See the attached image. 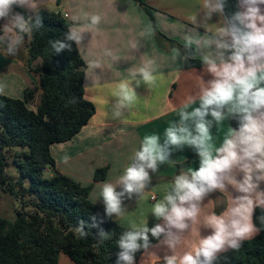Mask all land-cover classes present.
<instances>
[{
	"label": "crops",
	"instance_id": "1",
	"mask_svg": "<svg viewBox=\"0 0 264 264\" xmlns=\"http://www.w3.org/2000/svg\"><path fill=\"white\" fill-rule=\"evenodd\" d=\"M145 4L141 5L138 0H29L28 4L20 7L29 18L39 10L58 11L67 15L71 29L75 28L81 34L77 46L86 64L85 98L95 105L96 111L75 137L67 142L52 144L50 150L56 170L84 187L91 186L90 199L103 208V184L111 183L117 192H122L119 178L128 166L136 163L134 153L139 150L144 137L155 134L163 143L170 123L179 122L180 109L190 99H194L195 103L187 110L198 107L201 89L213 79L203 63L200 67H186L184 49L189 47L185 46V37H211L219 26H227L225 15L219 12H213L211 19L205 21L207 10L203 7L204 0H145ZM260 7L264 9V5ZM12 13L18 12L12 8ZM93 15L100 16L98 24H92ZM205 22L207 28L203 26ZM6 23L7 20L0 19V36H5L2 29ZM29 45V33L24 34L14 54L7 51L6 36L0 42V92L11 98L23 99L29 86L39 84L29 68ZM190 49L194 50L192 58L200 61L205 54H215V45L199 49L192 45ZM230 54L225 52V56ZM141 68L150 71L154 83L149 85L144 82ZM122 83H128L136 94L130 107H122L119 103L117 93ZM31 108L35 109V105ZM116 112L121 115L115 116ZM233 117L228 116L221 125L210 129V143L214 148L222 144L229 129H239L233 127ZM188 123L192 127L191 122ZM170 160L172 163L158 164L155 173L148 169L150 181L142 192L124 193L121 214L112 215L120 226L129 229L146 226L151 229L161 224L166 227V221L152 213L154 205L163 201L174 186L177 175L187 174L189 169L197 170L200 166L196 150L187 144L180 149L173 148ZM104 167H108L106 178L95 182V172ZM48 173L53 175L51 171ZM232 175L236 181L243 178L238 169H234ZM257 183L253 200L258 206L254 207V211L257 207L264 209V205L259 204V200L264 199V180ZM225 185L224 191L217 189L203 199L195 222L188 221V229L183 232L171 229L180 238L174 249L168 247L165 235L138 260H134V264H165L166 256L175 255L179 259L186 252H193L200 239L213 231L207 225L209 218L225 212L233 206L235 198L243 195L234 182L225 181ZM153 196L155 199H152ZM258 233L245 240L256 237ZM59 264L74 263L61 254Z\"/></svg>",
	"mask_w": 264,
	"mask_h": 264
},
{
	"label": "clouds",
	"instance_id": "2",
	"mask_svg": "<svg viewBox=\"0 0 264 264\" xmlns=\"http://www.w3.org/2000/svg\"><path fill=\"white\" fill-rule=\"evenodd\" d=\"M226 2L204 0L203 7L207 10L205 21L211 19L213 12L223 16ZM28 3L29 0H0V19L8 21L2 30L7 37V51L10 54H14L23 41V34L31 31L30 19L26 20L20 13L13 14L12 8ZM261 5H264V0H238V10L227 18V26H219L213 36L185 37V46L189 48L192 45H196L197 49L215 45L214 55L205 54L201 57L213 79L201 89L199 106L188 111L195 103L194 99H190L180 109V120L170 123L165 130L163 143L155 134L144 137L139 150L134 153L136 163L128 166L119 178V183L123 185L122 192H117L111 183L103 184L101 196L106 214L119 216L124 193L142 192L150 181L148 169L155 173L158 164L172 163L170 156L173 148L180 149L187 144L200 157L199 168L177 175L174 186L163 201L154 205L152 213L157 218H163L166 227L156 224L151 229L145 226L126 232L118 242L122 251L117 264L121 261L134 264V253L149 247V233L153 238L165 234L168 247L174 249L180 238L171 229L179 232L188 229V221L195 222L203 199L217 189L224 191L225 181L234 182L236 189L243 195L235 198L233 206L225 212L209 218L207 225L213 231L200 239L193 252H186L179 259L175 255L166 256L165 264H213L218 253L227 249L239 250L245 239L260 230L254 225L252 214L254 207L258 206L253 200L257 182L264 180V9ZM100 19V16L93 15L92 24H98ZM195 19L193 17V22ZM203 26L207 28V23ZM5 36H0V42L5 40ZM81 38L75 28L69 30L68 40L79 44ZM65 47L69 46L61 42L53 44L56 52ZM225 52L231 54L225 56ZM140 73L144 82L149 85L154 83V77L148 69L141 68ZM117 95L122 107H130L136 98L128 83L120 85ZM120 115V112L115 113L117 117ZM228 116L239 118V129H229L222 144L214 148L210 143V129L221 125ZM234 169L243 173L241 181H236L232 175ZM259 204L264 205V199H260ZM261 221L264 223V216ZM77 231L82 238L87 235L83 231V221ZM99 236L103 240L106 233L101 230Z\"/></svg>",
	"mask_w": 264,
	"mask_h": 264
},
{
	"label": "trees",
	"instance_id": "3",
	"mask_svg": "<svg viewBox=\"0 0 264 264\" xmlns=\"http://www.w3.org/2000/svg\"><path fill=\"white\" fill-rule=\"evenodd\" d=\"M138 1L146 5L145 0ZM237 4L238 0H227L226 20L238 10ZM13 9L30 19L29 68L39 84L29 86L23 99L0 92V196L7 194L20 203L14 220L0 214V264H59L61 254L74 264H117L122 251L119 240L126 232L139 229L120 226L105 208L92 202L91 186L60 174L50 150L52 144L75 137L96 111L85 98V61L77 43L67 39L71 25L58 11L39 10L29 18L19 6ZM56 42L69 47L56 52ZM184 50L187 68L202 65L192 58L193 49ZM232 125L239 128L238 117H233ZM9 157L17 165V179L6 174ZM107 170L98 169L94 181H103ZM48 171L53 175L46 177ZM26 180L29 186H25ZM262 216L264 209L255 208L253 223L260 229L256 237L244 240L239 250L219 254L213 264H264ZM81 221L87 234L83 238L77 231ZM101 230L106 233L103 240ZM164 237L153 238L149 233L147 249ZM147 249L135 252L134 260Z\"/></svg>",
	"mask_w": 264,
	"mask_h": 264
},
{
	"label": "rangeland",
	"instance_id": "4",
	"mask_svg": "<svg viewBox=\"0 0 264 264\" xmlns=\"http://www.w3.org/2000/svg\"><path fill=\"white\" fill-rule=\"evenodd\" d=\"M13 154V153H11ZM12 157L8 159V167L6 168V174L14 179L19 178V172L16 163ZM51 174L47 173L46 177H50ZM29 181H25V186H29ZM19 202L12 199L7 194H2L0 196V214L9 220L15 219V209L19 208Z\"/></svg>",
	"mask_w": 264,
	"mask_h": 264
},
{
	"label": "built area",
	"instance_id": "5",
	"mask_svg": "<svg viewBox=\"0 0 264 264\" xmlns=\"http://www.w3.org/2000/svg\"><path fill=\"white\" fill-rule=\"evenodd\" d=\"M64 17L66 18V17H67V15H64ZM152 199H155V197L153 196V197H152Z\"/></svg>",
	"mask_w": 264,
	"mask_h": 264
}]
</instances>
